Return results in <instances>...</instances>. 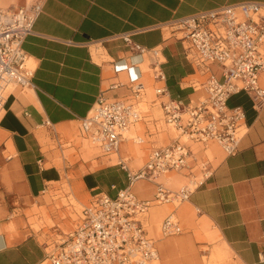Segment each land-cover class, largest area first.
Here are the masks:
<instances>
[{"label": "crops", "instance_id": "1", "mask_svg": "<svg viewBox=\"0 0 264 264\" xmlns=\"http://www.w3.org/2000/svg\"><path fill=\"white\" fill-rule=\"evenodd\" d=\"M2 1L10 8L25 2ZM244 1L264 2L42 1L32 31L22 42L30 84L9 90L0 112V264L43 261L56 239L75 228L80 210L96 194L114 198L129 184L126 168L139 169L154 148L175 140L174 129L175 135L170 136L159 127L165 122L155 88L162 86L170 97L187 103L204 95L195 84L204 83L210 74L221 78V72L215 63L199 66L188 60L172 25L183 16ZM123 33L145 49H159L163 80L153 78L148 54L130 50L120 37ZM132 79L141 81L145 91L152 90L150 100L146 92L141 99L133 96ZM259 85L264 88V73L259 75ZM99 96L139 107L145 103L160 114L154 117L142 110V119L126 130L132 136H123L116 151L104 152L81 127V119ZM227 105L244 111L245 133L237 151L227 154L216 141H188L187 166L161 180L177 182V176L183 177L179 186H167L177 190L189 175L200 172L202 162L210 170L189 198L172 206L168 214L181 225L186 245L193 242L208 252L221 250L225 264H264V104L256 105L250 94L240 91L228 97ZM131 189L137 198L151 200L155 185L141 179ZM149 208L142 218L145 229L151 218ZM158 235L155 242L164 238L159 230ZM170 243L156 244L160 264ZM186 249H177L176 262L165 264H200ZM181 253L196 261H180Z\"/></svg>", "mask_w": 264, "mask_h": 264}, {"label": "built area", "instance_id": "2", "mask_svg": "<svg viewBox=\"0 0 264 264\" xmlns=\"http://www.w3.org/2000/svg\"><path fill=\"white\" fill-rule=\"evenodd\" d=\"M43 0H25L16 8L3 7L0 0V110L8 90L30 84L31 71L22 49L23 39L32 31ZM184 44L185 56L199 66L215 63L221 78L210 74L195 87L204 95L183 102L172 98L162 86L155 88L160 100L163 121L176 131L168 145L154 148L145 164L137 170H127L128 186L114 198L104 193L94 196L92 203L82 207L75 228L59 238L38 264H156L159 258L156 242L148 235L142 218L152 202L180 203L187 200L201 183L208 168L200 164V175H189L177 190L169 189L161 180L170 171L187 166L191 156L188 141H216L227 154L237 151L245 133L244 111L229 107L230 95L244 91L256 105L264 104V88L259 75L264 73V2L244 1L224 4L183 16L172 25ZM127 47L147 53L155 80H163L158 48L145 49L132 42L129 33L120 34ZM130 89L141 99L144 84L132 79ZM143 111L124 99L99 96L81 127L92 143L104 152H114L129 126L142 119ZM118 164L126 167L123 161ZM141 179L154 183L151 200L137 198L131 185ZM161 236L182 232L173 214L166 215L159 226Z\"/></svg>", "mask_w": 264, "mask_h": 264}, {"label": "rangeland", "instance_id": "3", "mask_svg": "<svg viewBox=\"0 0 264 264\" xmlns=\"http://www.w3.org/2000/svg\"><path fill=\"white\" fill-rule=\"evenodd\" d=\"M12 1H14V0H12ZM7 4L8 3H5L4 6H6ZM13 88L14 87H11L9 90H12ZM24 89H26V88H24ZM145 92H146V99L150 100L151 97H152V90L151 89H146ZM140 108L142 110H144V112L145 111L146 112H148V111L149 112H152V114H153L154 117H156L157 114H160V110H158V111L151 110V109H149V106L146 105L145 103H143L142 105H140ZM1 111L2 110H0V112ZM159 125H160L159 126L160 129H162L163 131L166 130L167 131V134H170V136L171 135L172 136L175 135V132H174L173 128H169L162 121L160 122ZM124 136H125V138L126 137L127 138H130L132 135H131L130 132H126V133H124ZM128 145H129V142H128ZM216 154H217L216 157H218V153H216ZM213 163H215V160H213ZM168 173L169 172H167L165 175H168L169 176ZM197 175H200L201 176L200 172H198ZM177 177L179 178L177 182H174L175 179L166 178L164 180V183L168 187L175 188V187L179 186V184L181 183L179 180H184V178L181 177V176H177ZM157 203L158 202H156L154 205L151 206V208H149L150 209L149 210V214H151V218L148 221V223H146V229L148 230L149 235L152 236L155 239H157L159 237L158 230H159V224H160L162 218L171 211L172 206H179V205L182 204V202H180L179 204L178 203H175L174 205H170V204H167V203H161V204H157ZM77 208L79 210V207H77ZM153 208H156L158 210L155 211V212H153L152 211ZM184 216H186V215H184ZM183 235H184V231H182L179 234L167 236V237L161 238L160 240H157L156 244H159V242H161V240L171 241L169 248H167L166 245H165L167 254H166L165 261H163V263L161 262V264H165L167 261H175L174 260V253H175V251L177 249H182L183 250V249H185V246H187L186 254L188 256L193 257L194 259H197L200 262V264H225L224 263V259H225L224 257L225 256L221 252V250H218V251H215V252H208V251H210L208 248L203 247V246L202 247L195 246L193 244V242L187 243V245H186V241L181 240V239H183V237H182ZM64 236L65 235H63L61 237H58L56 240L58 241L59 238H63ZM208 253H209V256H206V254H208ZM186 254L181 253V260L180 261H183V260H190L192 262L193 261H196V260L187 258V255ZM156 264H160V258L156 262Z\"/></svg>", "mask_w": 264, "mask_h": 264}, {"label": "bare ground", "instance_id": "4", "mask_svg": "<svg viewBox=\"0 0 264 264\" xmlns=\"http://www.w3.org/2000/svg\"><path fill=\"white\" fill-rule=\"evenodd\" d=\"M1 2H2V5L4 6V4H3V1L1 0ZM7 6V5H6ZM6 6H4V7H6ZM158 260H159V258H158Z\"/></svg>", "mask_w": 264, "mask_h": 264}]
</instances>
